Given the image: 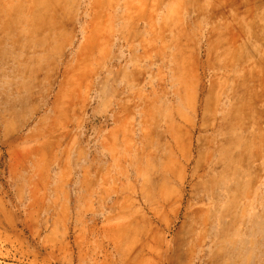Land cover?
Returning <instances> with one entry per match:
<instances>
[{"label":"rangeland","instance_id":"374dc122","mask_svg":"<svg viewBox=\"0 0 264 264\" xmlns=\"http://www.w3.org/2000/svg\"><path fill=\"white\" fill-rule=\"evenodd\" d=\"M1 82L0 264H264V0H0Z\"/></svg>","mask_w":264,"mask_h":264},{"label":"bare ground","instance_id":"6f19581e","mask_svg":"<svg viewBox=\"0 0 264 264\" xmlns=\"http://www.w3.org/2000/svg\"><path fill=\"white\" fill-rule=\"evenodd\" d=\"M0 84H2V82H1ZM0 87H2V86L0 85ZM245 245H246V244H245Z\"/></svg>","mask_w":264,"mask_h":264}]
</instances>
